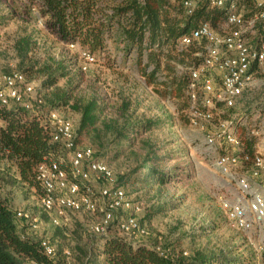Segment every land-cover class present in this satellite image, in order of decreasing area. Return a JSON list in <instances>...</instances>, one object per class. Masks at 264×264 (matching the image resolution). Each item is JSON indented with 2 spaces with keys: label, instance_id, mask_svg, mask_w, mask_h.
Returning a JSON list of instances; mask_svg holds the SVG:
<instances>
[{
  "label": "rangeland",
  "instance_id": "obj_1",
  "mask_svg": "<svg viewBox=\"0 0 264 264\" xmlns=\"http://www.w3.org/2000/svg\"><path fill=\"white\" fill-rule=\"evenodd\" d=\"M193 1L196 5L200 0ZM29 6L27 0H0V66L4 70H23L20 67L23 57L19 53L18 43L29 37L30 45L25 50L29 59L25 63L33 58L41 64L48 62L67 66V75L60 78L58 84L70 90L72 98L68 105L56 110L78 127L82 112L73 107L76 102L82 104L97 98L104 107L100 110V121L93 134L82 136L79 145L92 147L96 158L108 163L117 175L129 173L136 164L135 154L138 152L143 156L145 152L140 140L127 147L119 157L109 155L115 150L113 124L120 115L118 108L127 103L126 115L131 120L159 119V124L144 138L154 141L156 148L165 146V150L174 154L173 159L163 163L189 172L188 176L167 184L144 183L140 180L141 174L127 175L120 181L129 198L142 205L140 219L151 232L149 236L136 238L126 235L118 227L117 219L129 213L122 209L116 212L117 219L106 233L96 234L92 230L102 218L101 198L96 212L71 210L61 224L56 225L51 214L42 207L36 186L3 184L0 195L14 210L27 211L39 217V229L35 236L54 242L57 248L54 260L57 264H106L98 250L105 238L113 233L129 240L159 242L176 251L185 250L195 259L199 253L210 255L224 252L242 258L244 264H264V220L251 231L241 230L228 219L221 202L222 196L245 200L251 198L250 192L241 191L234 176L248 177L252 192L263 193L264 178L252 177V162L242 160L231 168V174L224 173L216 163V158L223 153L249 152V149L257 153L264 150V85L245 92L234 107L215 109L214 119L206 122L215 128L219 118L238 113V117H243L237 125V133L243 144L234 147L218 138L214 146H209L206 136L211 128L207 130L192 124L190 120L192 114L188 88L181 99L162 98L152 86L147 85L134 65V57L124 60L119 56L111 64L113 57L96 53V62L82 69L84 60L79 55V49L59 40L43 22L38 9H30ZM254 6L242 0L239 4L247 13ZM225 27V20L217 25L219 29ZM260 29L264 32L262 24ZM178 40L175 42L179 50L178 58L173 63L177 74L181 76L189 74L192 65L202 62L203 48L197 45L192 48V55H188L184 52L188 48L183 47ZM41 66L35 68L34 75L25 72L36 86L37 93L45 79ZM94 185L97 190L99 184ZM64 250H70L71 255L65 254Z\"/></svg>",
  "mask_w": 264,
  "mask_h": 264
},
{
  "label": "trees",
  "instance_id": "obj_2",
  "mask_svg": "<svg viewBox=\"0 0 264 264\" xmlns=\"http://www.w3.org/2000/svg\"><path fill=\"white\" fill-rule=\"evenodd\" d=\"M185 1L187 0H27V4L30 9H38L43 22L59 40L68 44L79 43L95 54H107L113 57L111 64L119 56L124 60L134 57V65L147 85L152 86L159 96L181 99L186 88L190 97L191 71L180 76L175 70L173 62L178 58L179 51L176 40H180L182 35L205 21L217 28L219 22L225 20L226 10V7L211 4L210 0H200L196 5L190 0L191 6L186 5ZM242 1L254 5L256 2ZM30 41L26 37L18 43L19 53L23 57L20 67L24 69L17 70L34 75L35 68L42 65L40 70L45 79L37 93L41 99V103L37 105L39 113L16 103L8 106L0 100V187L5 183L36 186L41 197L44 188L38 179L39 166L50 164L54 160L62 161L65 156L62 144L52 139L42 118L50 110L68 105L72 96L70 90L58 84L60 78L68 73L65 64H41L33 58L25 63L29 59L25 50ZM197 45L202 48L196 42L183 46L188 48L184 52L192 55V48ZM27 79L32 81L28 77ZM197 92L201 100L203 92L200 89ZM190 101L191 108V97ZM73 107L82 112L80 124L75 126L76 140L79 143L82 136L93 134L100 121V110L104 107L97 98L82 104L76 102ZM127 108V103L118 108L120 115L113 124L115 150L109 155L119 157L127 147L137 144L139 140L145 152L143 156L138 152L135 154V166L129 173L117 175L118 183L132 174H141L140 180L149 184H167L188 176L187 170L163 163L174 158L172 152L165 150V146L156 148L154 141L144 138L159 124V119L131 120L126 115ZM209 128L210 125L207 130ZM240 153L248 154L250 160L244 161L253 164L255 153L252 149ZM17 212L0 195V264H33L35 261L39 264H57L54 258L43 251L42 239L35 236L38 230L32 229L25 219L19 218ZM159 244L129 240L113 233L105 238L98 251L106 264H244L242 258L230 253H199L195 259L191 254H185V250L176 251L162 244L165 250L161 251L157 247Z\"/></svg>",
  "mask_w": 264,
  "mask_h": 264
},
{
  "label": "built area",
  "instance_id": "obj_3",
  "mask_svg": "<svg viewBox=\"0 0 264 264\" xmlns=\"http://www.w3.org/2000/svg\"><path fill=\"white\" fill-rule=\"evenodd\" d=\"M210 2L226 7V27L217 29L205 21L180 38L182 46L198 42L203 48L202 62L190 67V120L192 124L206 129L209 125L206 122L214 119L215 109L234 107L245 92L264 85V32L260 29L261 24L264 26V0H256L250 13L239 7V0ZM185 3L188 6L192 4L190 0ZM70 46L79 49V55L84 60L83 69L96 62L97 56L91 50L75 42ZM198 89L203 92L201 100ZM0 100L8 106L16 103L39 113L37 105L41 99L37 96L36 86L20 70H4L0 66ZM242 118L238 117V113L219 118L216 129L211 128L206 136L207 144L214 146L218 138H222L231 146H241L237 125ZM42 122L52 139L60 142L65 151L62 161L41 164L38 169V179L44 188L42 207L51 214L52 221L56 225L61 224L71 210L94 213L101 201L102 218L92 227L96 234L106 233L117 219L116 212L122 209L129 213L117 219L121 231L135 238L149 236V227L140 219L142 205L129 198L125 187L118 183L117 174L108 163L96 158L92 147L77 143L74 123L56 109L50 110ZM242 160H250L249 155L223 153L216 158V163L224 173L231 174V168ZM252 161V177L264 178V150L255 153ZM234 178L242 192L251 193V198L222 196L221 202L234 226L251 231L264 220V193L252 192L248 177L237 175ZM95 182L99 184L97 190ZM17 215L25 219L32 229H39V217L27 211H18ZM41 247L47 256H56L57 248L50 239L42 238ZM157 247L165 250L161 244ZM64 252L67 255L72 253L70 250ZM33 264L39 263L35 261Z\"/></svg>",
  "mask_w": 264,
  "mask_h": 264
},
{
  "label": "crops",
  "instance_id": "obj_4",
  "mask_svg": "<svg viewBox=\"0 0 264 264\" xmlns=\"http://www.w3.org/2000/svg\"><path fill=\"white\" fill-rule=\"evenodd\" d=\"M217 29H219V28H217Z\"/></svg>",
  "mask_w": 264,
  "mask_h": 264
}]
</instances>
